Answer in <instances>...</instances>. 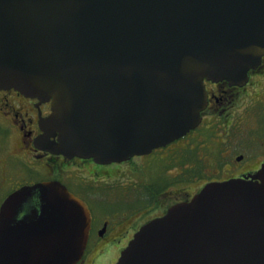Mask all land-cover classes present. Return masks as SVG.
<instances>
[{"label":"water","instance_id":"1","mask_svg":"<svg viewBox=\"0 0 264 264\" xmlns=\"http://www.w3.org/2000/svg\"><path fill=\"white\" fill-rule=\"evenodd\" d=\"M263 54L264 0H0V86L52 100V149L101 163L185 135L204 79L241 82ZM90 225L61 182L25 185L1 208L0 264H76ZM115 264H264V181L208 183L142 225Z\"/></svg>","mask_w":264,"mask_h":264},{"label":"flooded vegetation","instance_id":"2","mask_svg":"<svg viewBox=\"0 0 264 264\" xmlns=\"http://www.w3.org/2000/svg\"><path fill=\"white\" fill-rule=\"evenodd\" d=\"M201 122L184 136L155 148L167 160L166 179L144 180L123 162L52 149L44 119L52 101L0 86V214L4 201L25 185L58 180L91 211L88 244L76 264H114L147 221L191 200L208 183L230 178L264 180V55L241 82L205 79ZM41 204L27 203L19 218Z\"/></svg>","mask_w":264,"mask_h":264},{"label":"rangeland","instance_id":"3","mask_svg":"<svg viewBox=\"0 0 264 264\" xmlns=\"http://www.w3.org/2000/svg\"><path fill=\"white\" fill-rule=\"evenodd\" d=\"M125 166L133 171H135V168H143L144 180L166 179L167 160L161 158L158 150L146 157L135 158Z\"/></svg>","mask_w":264,"mask_h":264}]
</instances>
